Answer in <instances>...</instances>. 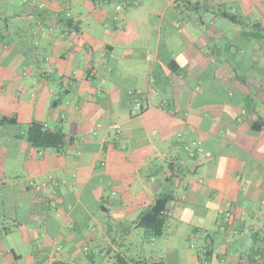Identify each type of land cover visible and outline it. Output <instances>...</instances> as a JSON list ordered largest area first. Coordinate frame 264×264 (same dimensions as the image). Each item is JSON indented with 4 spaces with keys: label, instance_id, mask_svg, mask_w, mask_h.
Segmentation results:
<instances>
[{
    "label": "crops",
    "instance_id": "obj_1",
    "mask_svg": "<svg viewBox=\"0 0 264 264\" xmlns=\"http://www.w3.org/2000/svg\"><path fill=\"white\" fill-rule=\"evenodd\" d=\"M127 1L0 2V264L127 257L120 246L163 195L190 249L129 264H249L264 252V0ZM33 123L63 132L64 148L30 144Z\"/></svg>",
    "mask_w": 264,
    "mask_h": 264
},
{
    "label": "trees",
    "instance_id": "obj_2",
    "mask_svg": "<svg viewBox=\"0 0 264 264\" xmlns=\"http://www.w3.org/2000/svg\"><path fill=\"white\" fill-rule=\"evenodd\" d=\"M126 1V0H125ZM65 26L68 28L73 27L71 21L65 20ZM2 121L16 122L15 119L3 118ZM27 140L35 148L40 150H62L66 144V135L61 131H54L47 129L43 124L33 123L29 126L27 131ZM172 200V196H160L155 205L148 211L144 212L136 222V229H142L147 235L155 238L161 237L164 234L165 227L168 222V205ZM259 260L252 259L249 264H264V252ZM133 259L123 257L117 254L110 258L108 264H129ZM137 264H143L137 262ZM158 264V263H153Z\"/></svg>",
    "mask_w": 264,
    "mask_h": 264
},
{
    "label": "rangeland",
    "instance_id": "obj_3",
    "mask_svg": "<svg viewBox=\"0 0 264 264\" xmlns=\"http://www.w3.org/2000/svg\"><path fill=\"white\" fill-rule=\"evenodd\" d=\"M12 2V4H18L19 2L18 0H10ZM125 4V1L122 0ZM130 2V0H128ZM127 1V2H128ZM116 2L117 1H113L111 3H109L105 9L110 10V18H112L113 16H115V9H116ZM17 6V5H15ZM24 6V5H22ZM74 10L76 12H80L82 13V17L83 18H87L88 17V13L85 12V10L83 9H79L78 6H74ZM46 26V25H45ZM48 27V26H46ZM10 52L14 51V43L10 42ZM173 221H170V224ZM189 228L185 227L182 228L179 232H178V236H174V234H171L170 232V225L168 224L165 227L164 230V234L161 237L155 238L159 243L157 248H154L153 244H154V240L152 238H148L146 236V233L144 230L140 229V233H136L133 235L131 241L129 242H125V246H120V249L122 250V253L124 255H126L129 259H137L140 256H153L155 255L159 249V247H170V250H179L182 248V246H184L185 244H187L188 249H190L191 243L189 240L185 241L184 237L186 234V231H188ZM172 231H174V229L172 228ZM190 235L192 236L190 239L192 241V244L194 245V249H191L192 252L194 254H197L199 252V245H200V240H199V236L198 233L194 230V232L190 233ZM198 236V238L196 237ZM189 239V238H186ZM143 245H146V248L143 247ZM196 246V247H195ZM99 256V255H98ZM99 261H101V259H99Z\"/></svg>",
    "mask_w": 264,
    "mask_h": 264
},
{
    "label": "built area",
    "instance_id": "obj_4",
    "mask_svg": "<svg viewBox=\"0 0 264 264\" xmlns=\"http://www.w3.org/2000/svg\"><path fill=\"white\" fill-rule=\"evenodd\" d=\"M3 0H0V2H2ZM65 2H68V0H64ZM132 1V0H131ZM19 4L20 5H28L32 8H40V9H43L45 8V5L44 4H40L38 2V0H18ZM118 10H121V7H117ZM66 11V17L68 20H74L75 19V16L74 14L72 13L71 10H65ZM42 31H44V28H41ZM129 95L130 97L132 98L133 100V104H134V107H135V110L138 112V113H142L144 110H145V107L143 105V93L141 91H130L129 92ZM189 150V149H188ZM191 155H193V153L190 152ZM59 183L55 182L54 179L51 178L50 182L48 183H43V184H34V183H31V187L38 190V191H41V190H44V189H48L50 186H55V185H58ZM52 199L55 198V194L51 197Z\"/></svg>",
    "mask_w": 264,
    "mask_h": 264
}]
</instances>
